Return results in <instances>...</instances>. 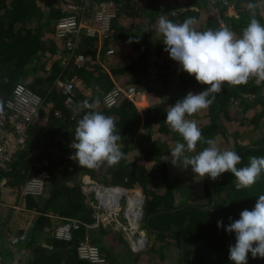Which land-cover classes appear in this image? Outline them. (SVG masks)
Here are the masks:
<instances>
[{
	"label": "trees",
	"instance_id": "1",
	"mask_svg": "<svg viewBox=\"0 0 264 264\" xmlns=\"http://www.w3.org/2000/svg\"><path fill=\"white\" fill-rule=\"evenodd\" d=\"M102 1H112L116 10L110 30L102 39L103 51L113 49L107 55L109 58L105 59L109 71L102 70L95 59L97 36L83 35V40H80L83 51L88 53L89 50L90 54L85 55L84 60L77 64L69 58L70 52L64 46L63 38L56 35L57 20L68 13V4H79L81 8H85ZM207 1L192 0L188 3L175 2L172 6H159L153 0H147L145 5L142 0H0V100L5 103L17 82L24 83L43 98L37 119L26 130L25 147L6 168L0 169V182L3 181L0 183V200L4 199V185H13L17 190L25 181L23 179L29 176L41 170L49 174L40 194H25L22 197L24 206L36 210L37 214L34 217L27 215L30 218L28 227H18L9 233L10 236L25 234L24 241L18 243L22 249L18 264H105L94 263L78 256L76 246L84 233L83 227L72 230L70 239L58 238L55 236V225L59 220L51 217L56 214L49 215L54 212L59 217L76 216L90 220L91 211L82 200L80 192L81 178L74 180L73 172L82 171L93 177L97 169H103L107 163L89 169L80 167L75 161L76 158L68 157L69 141L74 139L77 122L89 111H98L113 118L116 132L121 135L119 143L124 155L138 147L141 157L153 162L151 168L147 169L142 163L127 161L123 155L121 161L112 167L111 177L114 182L138 188L142 192L145 199L144 220L148 221V227H154L156 237L167 235L168 232L162 227L174 222L192 244L189 249L192 254L190 264H233L228 259V248L235 243V234L226 232L224 226L230 223L229 217L232 220L239 219L240 212L247 209L251 199V187L237 190L235 176L225 172L219 180L213 181L208 177L205 179L203 193L208 199L207 202L176 205L174 192L183 183L176 176L170 178L172 164L170 158L164 155L170 153L177 142H183L182 137L170 129L165 121V114L158 115L154 121L148 119V129L137 137L135 130L140 125V117L132 101L123 97L107 105L102 98V94L114 85L113 77H121L124 84L135 83L141 79L139 71L148 62L147 50L151 43L148 30L138 23L144 21V15L149 20H155L162 13L169 12L166 18L174 23H182L191 17L194 18L193 27L199 22L203 24L204 31L227 25L239 37L250 22L251 15H230L224 13L222 8L219 17L215 11L206 14L204 7ZM254 1L264 5V0ZM218 3L223 2L216 0L214 5L217 6ZM131 12L136 18L134 23H123L122 19L131 15ZM137 17H140L138 22ZM255 18L264 25V21L256 14ZM134 39L141 40L146 46V51L139 56H134L131 49L127 50L123 45ZM154 40L157 43V54L163 53L165 45L162 38L154 36ZM117 41L119 43H115ZM141 58L143 61H140ZM162 63L164 69H175L174 79L171 81L177 93L172 97L173 103L188 92L195 94L207 87L198 83L194 75L180 69L179 63L170 56H163ZM69 66L74 71L70 75L76 74L93 90L90 94L77 90L73 95L75 102L72 104L66 102V95L57 83V78L66 74ZM262 90L264 83L257 86L254 78L249 79L246 84L236 86L225 82L222 90L215 94V100L210 107L188 116L187 119L195 120L207 139H212L218 133L225 135L227 123L234 124L232 130L237 125L246 124L244 113L253 108L258 99L257 95ZM86 100L92 105L91 108L83 106ZM262 106L257 116L264 114V105ZM5 111L4 106L3 114L0 115V131L8 129ZM205 147L206 144L198 142L195 151H202ZM230 150L236 151L242 157L237 167H245L249 164L250 156L264 155V143L242 145L234 142ZM221 190L227 191L224 199L218 197ZM262 192L261 188L256 187L253 195ZM151 214L154 216L148 218ZM6 217L0 214V227H12V218H9L10 223L6 225ZM60 219L62 222L63 219ZM157 219L161 220V225H157ZM218 220H222L221 227H217ZM104 233L106 229L101 226L92 231L91 240L98 247L105 246L101 241ZM131 250L134 257L139 256V251ZM7 258L11 259L10 256ZM5 259L2 255V261L7 264ZM247 264H264V258H253L249 253Z\"/></svg>",
	"mask_w": 264,
	"mask_h": 264
},
{
	"label": "clouds",
	"instance_id": "2",
	"mask_svg": "<svg viewBox=\"0 0 264 264\" xmlns=\"http://www.w3.org/2000/svg\"><path fill=\"white\" fill-rule=\"evenodd\" d=\"M256 5L248 4L250 22L238 37L227 25L219 29L197 31L194 18L188 17L182 23H174L164 16L158 18V31L164 37L165 51L179 63L180 69L207 87L198 92H188L172 104L165 121L183 142H177L170 152V163L182 169L191 166L193 173L201 178L205 175L213 181L228 172L235 176L237 190L253 186L264 173V156H250L249 164L238 168L242 157L234 150H221L214 139H207L195 120L187 119L207 109L215 100V94L222 90L225 82L236 86L246 84L254 78L259 86L264 83V25L255 18ZM83 106L91 108L86 100ZM4 101L0 100V115ZM121 135L116 132L112 117L98 111H89L77 122L72 148L75 161L80 167L95 169L107 163L117 165L123 158ZM198 142L207 147L198 154ZM224 226L228 233L235 234V243L228 248V259L233 264H247L248 254L253 258H264V195H260L251 210L244 209L239 219ZM222 220L217 221V227ZM22 242V241H21Z\"/></svg>",
	"mask_w": 264,
	"mask_h": 264
},
{
	"label": "rangeland",
	"instance_id": "3",
	"mask_svg": "<svg viewBox=\"0 0 264 264\" xmlns=\"http://www.w3.org/2000/svg\"><path fill=\"white\" fill-rule=\"evenodd\" d=\"M73 1V0H72ZM77 1V0H74ZM147 0H142V4L145 5ZM155 1V4H159V6H172L175 2L177 3H188L192 0H153ZM216 0H208L207 5L204 7V11L206 14L211 13V11L216 12V16L219 17V12L221 11V8L224 13L230 14V15H244V16H250V12L248 10V4L253 3L256 5L255 14L261 18L262 21H264V5L260 4L259 2H255L254 0H222L224 3H218L217 6L214 5ZM77 3V2H76ZM156 4V5H157ZM79 5V4H78ZM96 4H90L89 6H85V13L83 14V18L85 21H88L92 17V10L96 8ZM115 5V4H114ZM208 6V9H207ZM147 11V10H146ZM145 11V12H146ZM139 12H142L141 9H139ZM143 13V12H142ZM169 12H164L160 16L167 17V14ZM158 16L157 18L149 20L145 15L144 21H140V17H137L138 20H136L139 24H143L144 28H146L150 34V46H148L147 54H148V62L146 65H142L140 69V75L141 78L138 81H134L135 83H132L135 85L136 93L131 96V101L135 108L139 111V117H140V125L135 130V133L137 134V137L143 135L145 131L148 129L147 121L148 119L154 121L155 118L158 117V115L161 114H167L168 108L174 104L172 102V97L177 93L176 87L172 86V79H174L175 75V69H164L162 59L163 56H169L168 52L163 51V53L157 54L156 51V41L154 40V36L162 38L164 40V37L159 33L158 31ZM133 17V18H132ZM136 19L134 17L133 12H131V15H129L126 18H123V23H131ZM134 23V22H133ZM148 23V27L147 26ZM143 28V29H144ZM194 28L197 31H204L203 24L196 23L194 25ZM84 36H82L83 40ZM107 40V39H106ZM99 41L102 44V39H97V44L95 46V49L97 51V47L99 45ZM115 43H119L118 41ZM163 43V42H162ZM82 41L78 45L79 51H81L84 55L88 56L90 54L89 50L88 53L83 51L82 48ZM124 47L127 50L132 51L134 56H139L142 53H144L146 50V46L141 40H133V41H127L124 44ZM103 52V51H102ZM167 54V55H164ZM102 58H109V56H105V52L102 53ZM115 55V54H114ZM96 57V53H95ZM140 61H143V58H141ZM72 66L68 67L67 73L64 74L59 78V80L62 82V87L65 81L70 80L71 78L76 82V86L72 90V94L74 95L77 93V90L82 91L84 94H90L93 92L92 87L87 85L85 81L77 76L76 74L70 75V73H73ZM102 70L109 71L108 70V63H103V66L99 65ZM174 71V72H173ZM113 77V76H112ZM122 78H114L113 82L118 83L120 85H126L123 81H121ZM258 99L255 105L252 109H249L247 112H245V125H237L232 130L234 124L227 123V126L225 128V135H222L221 133L216 134L212 137L221 150H230V147L232 144L239 143L242 145H259L264 143V114L259 115V112L261 110V106L264 105V90H262V93L257 95ZM123 97H120V99ZM75 102V100H74ZM73 102V103H74ZM72 104V103H71ZM263 107V106H262ZM254 116V118H252ZM208 118V116H206ZM188 118V117H186ZM205 119V118H204ZM154 133V131L152 132ZM200 151H195L192 153H187L188 155H195L198 154ZM140 150L138 147L131 149L126 155H124L125 159L130 162H136L138 164H144L147 169H150L152 166L151 161L144 160L141 155L139 154ZM18 154V153H17ZM16 154V155H17ZM264 154V153H263ZM167 158H171L170 153H166L164 155ZM264 156V155H263ZM113 166H108L107 164L104 165L103 169H97V172L93 174L94 178L97 179L99 182L102 183H117L118 182L113 181V177H111V171H113ZM186 171L189 174L192 169L191 166H189ZM73 172L72 178L74 180H77L81 178V176L84 175H91L86 172ZM264 175V174H263ZM262 175V178H259L257 182L251 186V199L248 203V210H251L256 202V199L260 195H264V176ZM174 174H170V178H172ZM177 177V176H176ZM189 177V176H188ZM185 178H187L185 176ZM207 178V175H205L204 178L201 177H194L192 179H182L186 181L183 182L182 186H179L175 190V200L174 203L176 205L182 204V203H200L203 204L207 202L208 200L206 197H204V181ZM26 180L23 179V181ZM22 181V182H23ZM25 182V181H24ZM24 182L19 186V189H15L13 185L11 187H8L4 185L2 187V194H4V199H1L0 202H2L3 206H7L8 212L5 223L6 225H9L11 217V225L12 227H0V252L3 255V259L7 258L8 256L11 257L10 264H18L20 257V253L22 251L21 245L19 246H11L9 243V233L12 232V230H16L18 227H28V222L30 221V218H27V215L30 217H34L37 214V211H31V209L26 208L24 205V202L22 200L23 194L22 188L24 185ZM181 184L182 181L180 180ZM1 184L3 183L0 182ZM256 187H259L263 190L262 193H259L258 195H253L256 192ZM42 192V191H41ZM40 192V193H41ZM226 190H221L218 194V197L220 199H224L226 195ZM39 193V194H40ZM38 195V194H34ZM82 195V194H81ZM21 200V201H20ZM83 200V196H82ZM84 201V200H83ZM85 203V201H84ZM22 205L23 207H18L19 205ZM86 204V203H85ZM1 205V204H0ZM15 205V206H14ZM90 209V208H89ZM28 213H27V212ZM56 214V215H53ZM14 215V216H12ZM49 215H53L51 217H54L58 219V223L55 225L57 226L61 223L60 217L57 216V213L50 212ZM154 216V214H151L148 216V218ZM145 214L142 217L138 230L142 231V234L146 237L145 244L138 252V257H134L132 255L133 252L131 250V245L127 238L124 236V234L120 231H117L116 229L112 230L110 228L104 227L106 229V233H104L101 236V241L105 244V246L100 247L101 252L105 254L106 261L102 262L105 264H190L192 262V254H190L189 249L192 247V244L189 243L188 237L186 238L184 236L183 230L180 227H176L177 225L174 222H171L170 225L162 227L165 231L168 232L165 236H159L156 237V234L154 233V227H148V221L144 220ZM157 225H161V220H156ZM55 228V233H56ZM98 228V227H95ZM95 228H91L86 230L84 228V233L81 237H84L86 234H89V238H92V231ZM73 233V232H72ZM175 235H181L180 237L172 236ZM9 235V236H8ZM80 237V238H81ZM79 238V239H80ZM92 241V240H91ZM7 254H9L7 256ZM0 264H4L3 261H0Z\"/></svg>",
	"mask_w": 264,
	"mask_h": 264
},
{
	"label": "built area",
	"instance_id": "4",
	"mask_svg": "<svg viewBox=\"0 0 264 264\" xmlns=\"http://www.w3.org/2000/svg\"><path fill=\"white\" fill-rule=\"evenodd\" d=\"M83 11L85 8L70 3L68 4V13L57 20L56 35L63 38V44L70 52L69 58L77 64H80L85 58V55L77 48L82 36L88 34L97 36L99 40L105 38L110 30L111 20L116 14L115 5L112 1L98 2L96 8L92 10V17L88 21L84 20ZM102 47L103 45L99 41L95 59L101 66L106 62V58H102V53L105 52V56H107L113 52L111 48L103 51ZM59 78H57V83L61 86L63 94L66 95V102L68 104L73 103L71 88L76 86L74 84L76 82L71 78L65 81L62 87ZM135 93V85L132 83L126 85L114 83L108 91L102 94V98L107 105H111L120 97L131 99ZM42 103L43 98L24 83L17 82L13 86L4 103L8 129L0 131V169L6 168L9 162L16 157V154L25 147L26 130L37 119ZM74 142V139L69 141V158H75V149L71 146ZM48 177L49 174L44 170L29 176L24 182L21 193L23 195L39 194ZM80 192L83 200L90 208V220H83L76 216H61L60 218L63 220L56 228V237L70 239L74 229L83 227L88 230L101 226L122 232L133 250H140L144 246L146 237L141 230H138L141 220L133 224L129 217V211L134 208L136 201L139 198H144L138 188H130L117 183H102L90 175H84L81 176ZM23 206L20 204L18 207ZM134 231L140 234L138 241H134L132 238ZM23 239H25L24 233L15 234L9 237V243L15 246ZM76 249L78 256L88 261L102 263L105 260L104 254L98 245L91 241L89 234L78 240ZM0 261H2L1 252Z\"/></svg>",
	"mask_w": 264,
	"mask_h": 264
},
{
	"label": "crops",
	"instance_id": "5",
	"mask_svg": "<svg viewBox=\"0 0 264 264\" xmlns=\"http://www.w3.org/2000/svg\"><path fill=\"white\" fill-rule=\"evenodd\" d=\"M231 14V13H230ZM188 172L186 171V169H182V168H180V167H178V166H173L172 165V172H171V174H174V176H177L178 178H179V180H181L182 181V183L184 182H186V181H184V180H182V179H185V180H187V179H192V178H194V177H196L197 175H195L194 173H193V171H191L189 174H187ZM185 176L187 177V178H185ZM189 176V177H188ZM198 178H199V176H197ZM182 178V179H181ZM187 183V182H186ZM21 201V200H20ZM1 205H0V214H2V215H5V216H7L6 214H7V212H8V207L7 206H3L2 204L3 203H0ZM31 211H35V210H32L31 209ZM8 218V216L6 217V219ZM23 241H24V239H23ZM11 246H13V245H11ZM15 246H19V244L18 245H15ZM14 247V246H13ZM7 259V264H10V262H11V259L9 258H6ZM5 259V260H6ZM9 260V261H8Z\"/></svg>",
	"mask_w": 264,
	"mask_h": 264
},
{
	"label": "water",
	"instance_id": "6",
	"mask_svg": "<svg viewBox=\"0 0 264 264\" xmlns=\"http://www.w3.org/2000/svg\"><path fill=\"white\" fill-rule=\"evenodd\" d=\"M143 214H144V198L142 197L136 201L134 208H132L129 211V217L131 219V222L133 224H136L139 220H141Z\"/></svg>",
	"mask_w": 264,
	"mask_h": 264
},
{
	"label": "bare ground",
	"instance_id": "7",
	"mask_svg": "<svg viewBox=\"0 0 264 264\" xmlns=\"http://www.w3.org/2000/svg\"><path fill=\"white\" fill-rule=\"evenodd\" d=\"M131 198H133V197H131ZM131 228H133V227H131ZM140 234H137V232H133V235H132V238L134 239V241H138V239H139V236Z\"/></svg>",
	"mask_w": 264,
	"mask_h": 264
}]
</instances>
